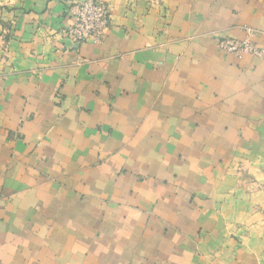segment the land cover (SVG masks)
<instances>
[{
	"label": "crops",
	"instance_id": "1",
	"mask_svg": "<svg viewBox=\"0 0 264 264\" xmlns=\"http://www.w3.org/2000/svg\"><path fill=\"white\" fill-rule=\"evenodd\" d=\"M72 1L0 0V264H264V0Z\"/></svg>",
	"mask_w": 264,
	"mask_h": 264
},
{
	"label": "built area",
	"instance_id": "2",
	"mask_svg": "<svg viewBox=\"0 0 264 264\" xmlns=\"http://www.w3.org/2000/svg\"><path fill=\"white\" fill-rule=\"evenodd\" d=\"M71 23L66 29L67 36L76 44L89 41L100 42L104 31L110 25V9L98 0L72 1L69 6ZM249 33L254 30L247 29ZM218 48L223 53L235 56L249 54L262 56L263 51L249 39L223 38L218 41Z\"/></svg>",
	"mask_w": 264,
	"mask_h": 264
},
{
	"label": "rangeland",
	"instance_id": "3",
	"mask_svg": "<svg viewBox=\"0 0 264 264\" xmlns=\"http://www.w3.org/2000/svg\"><path fill=\"white\" fill-rule=\"evenodd\" d=\"M263 172H264V170H263Z\"/></svg>",
	"mask_w": 264,
	"mask_h": 264
}]
</instances>
